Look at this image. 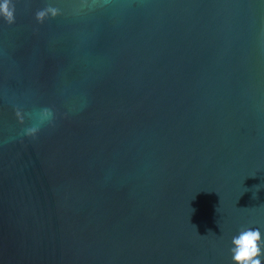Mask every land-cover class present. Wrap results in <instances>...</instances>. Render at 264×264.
I'll list each match as a JSON object with an SVG mask.
<instances>
[{
  "label": "water",
  "instance_id": "water-1",
  "mask_svg": "<svg viewBox=\"0 0 264 264\" xmlns=\"http://www.w3.org/2000/svg\"><path fill=\"white\" fill-rule=\"evenodd\" d=\"M14 3L0 264H232L264 232V0Z\"/></svg>",
  "mask_w": 264,
  "mask_h": 264
},
{
  "label": "clouds",
  "instance_id": "clouds-1",
  "mask_svg": "<svg viewBox=\"0 0 264 264\" xmlns=\"http://www.w3.org/2000/svg\"><path fill=\"white\" fill-rule=\"evenodd\" d=\"M59 9L49 5L39 9L36 13L37 21L42 22L49 14L57 15ZM15 3L14 0H0V19L9 24L15 22ZM17 114L23 119L20 111ZM52 116L50 109H43L40 113L39 123L33 124L24 129L25 135H35L40 128V123L49 120ZM232 264H264V232L260 227L241 226L237 234L231 238L228 249Z\"/></svg>",
  "mask_w": 264,
  "mask_h": 264
}]
</instances>
